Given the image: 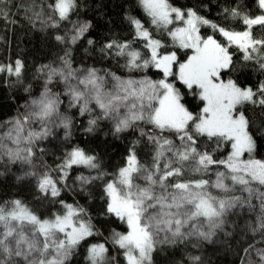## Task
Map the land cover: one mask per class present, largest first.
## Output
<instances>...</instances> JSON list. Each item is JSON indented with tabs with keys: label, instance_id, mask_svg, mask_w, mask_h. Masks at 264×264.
<instances>
[{
	"label": "snow or ice",
	"instance_id": "obj_1",
	"mask_svg": "<svg viewBox=\"0 0 264 264\" xmlns=\"http://www.w3.org/2000/svg\"><path fill=\"white\" fill-rule=\"evenodd\" d=\"M138 2L152 26L166 29L181 48L193 49V55L179 63L178 72L174 71L176 53L162 55L161 41L153 38L141 20L129 16L133 38L112 39L99 49L102 59H123L121 67L130 74L127 77L109 69L73 68L69 47L58 58L60 66L45 64L37 69L46 77L44 90L23 106L24 113L0 124V127H8V131L0 135V159L7 156L9 163L28 165L30 170L17 180L34 178L41 198L51 197V203H59L65 211L43 217L18 199L0 205V264H68L89 237L102 235L91 219H84L85 209L58 199L63 190L60 185L67 187L69 171L74 167L89 170L88 175L76 176L82 189L94 181H104L107 174L101 170L98 157L79 146H70L51 167L44 162L47 149L40 147L39 167L44 170L38 171L34 163L38 142L52 136L54 128L64 129L65 141L71 138L74 118L60 111L62 95L69 97L68 108H78L80 116L92 115L99 109L88 120L84 132L92 133L100 120H109L114 136L128 131L138 134L130 142L124 164L115 178L103 184L105 209L102 215L114 216L126 224L127 231H113L104 242L88 244V264H114L115 257L108 256L106 247L109 241L123 250L127 264H154L153 254L162 245L175 246L190 237L211 241L217 230H223L225 217L233 209L255 207L253 198L259 201L261 212L257 224H250L249 228L264 235V161L241 159L245 152L252 153L256 145L248 132L249 122L244 113L233 115L236 106L244 102L264 106V82L255 91L251 87L242 88L232 80L217 83L221 70L232 63L228 48L213 36L203 39L198 34L199 24L211 25L229 44L238 46L246 60L253 59L252 53H264V37L256 38L253 31L254 26L264 29V0H255L259 15L244 13L239 6L224 9L226 17L242 20L246 26L243 31H230L199 16L192 8L182 10L173 6L169 0ZM0 4H4V0H0ZM45 7L46 14L43 9L36 12L34 8H25L24 11L25 14L31 11L41 19L45 28H58L62 21L71 22L70 39L67 33L56 35L57 42L75 45L91 26L88 22L70 21V13L77 8L76 0H51ZM174 19L185 27L169 29ZM138 40L144 42L143 47L150 55L133 47ZM87 43L93 45L94 41L89 39ZM259 64L264 69V56L259 58ZM149 67L161 72L163 78L136 79L131 75ZM23 68V62L17 59L14 63L0 65V73L7 72L19 82ZM169 77L189 89L196 86L201 90L200 97L206 101L202 114L194 117L185 108L179 89L169 82ZM54 81L64 86L62 93L52 90L50 85ZM33 123L39 124V130L32 127ZM173 136L175 139L171 138ZM200 136H206L209 141L215 139L217 148L221 141L227 140L231 142L232 151L226 159H214L215 149L213 152L207 147L201 150ZM6 140L15 147H9ZM142 143L151 146L149 162L139 159L137 149ZM211 165H223L228 171H217L214 182L189 176V173H207ZM92 171L96 175H91ZM186 176L189 178L185 179ZM226 179L231 181L230 185L225 183ZM211 189L225 195L214 194ZM204 224L207 231L203 230ZM243 251L246 258L242 259V264H264V248L249 244ZM192 259L199 261L200 257Z\"/></svg>",
	"mask_w": 264,
	"mask_h": 264
},
{
	"label": "trees",
	"instance_id": "obj_2",
	"mask_svg": "<svg viewBox=\"0 0 264 264\" xmlns=\"http://www.w3.org/2000/svg\"><path fill=\"white\" fill-rule=\"evenodd\" d=\"M51 0H4L0 4L3 8V14H0V65H8L20 59L24 68L22 70L19 82L17 77L9 76L7 72L0 73V124L15 117L18 113H24V105L31 96H39L42 91L43 74L37 71L42 65L52 64L54 67L60 66L59 57L64 54L65 48L72 49V66L76 69H86L95 67L97 69H109L117 75L127 77L130 75L121 67L124 63L120 58H101L100 47L107 41L115 39L118 41L131 40L134 29L129 23L128 17H135L145 25L152 33L154 39L161 41L163 47L159 50L162 54L175 52L177 63L173 70L176 71L180 62L185 61L190 56V51L178 49L169 37L165 29H157L149 23V18L141 10L137 0H76L77 8L70 13L72 22H88L89 30L81 37L75 45L62 44L55 40L56 35L65 36L70 39L73 34L71 29L73 24L69 21L60 22L58 28H45L31 11L25 14V8H34L36 12L44 10ZM169 2L182 10L192 8L199 16L225 27L230 31H243L245 25L240 18L226 17L225 8L240 7L242 12L250 15H259L255 0H169ZM6 5V6H5ZM28 17H31L29 20ZM198 34L206 39L213 36L218 43L228 48L232 63L229 68L221 71V80L234 81L242 88L251 87L254 91L264 82V69L260 68L259 58L264 53H252L253 59L246 60L245 53L236 46L229 44L227 40L214 31L211 25H198ZM256 38L264 37V29L259 26L253 28ZM92 39L93 45H88L87 41ZM143 41H136L133 45L141 51L142 54L149 55L148 50L143 47ZM133 78L149 77L158 80L163 74L154 67L143 69L139 72L131 73ZM180 91L181 103L186 109L198 116L203 109V101L199 99L195 92V87L188 90L183 84L173 77H169ZM29 89V91H25ZM54 92L61 93L63 89L58 85L52 87ZM66 98L61 96L62 104L60 111L74 118L71 138L64 140V129L54 128L53 135L47 140L38 142L36 149V158L34 163L40 168L39 148L47 149V155L44 156V162L54 167L66 149L70 146H79L86 152L98 157L101 164V170L107 175L104 181H110L115 177L116 170L123 165L124 158L130 142L137 137V133L128 131L121 133L118 137L112 133L113 124L109 120H100L95 131L92 133L84 132L88 126V120L99 112L95 109L92 115H78V110H68ZM259 98V96L255 97ZM256 103L245 102L236 107L238 113L243 112L248 120V132L255 142V149L252 152L254 159L264 161V106L255 110ZM191 123V122H190ZM8 131V127H0V135ZM175 139V137H171ZM201 150L207 147L209 152H213L214 159H226L230 150V142L223 140L217 148L215 139L209 141L206 136L198 137ZM9 147V141H5ZM179 143V141H176ZM138 156L142 162L151 160V146L142 143L138 149ZM30 168L20 162L9 163L8 157L0 159V205L6 201L20 200L22 204L36 211L43 217H49L52 213H62L64 208L59 203H51V197L42 199V194L36 189L34 178H25L17 180V177L23 176L24 172ZM226 172L223 165H211L207 173L192 174L189 176L199 179H208L210 182L216 180V172ZM83 173L89 174V170L84 167H74L69 171L66 181L67 187L60 185L63 189L61 196L67 204L74 207L79 205L85 209V220L91 219L95 228L102 233L100 236L89 237L87 243H83L71 258L68 264H88L86 260L87 245L90 243L104 242L113 231L126 232V224L119 221L114 216L102 215L105 209V199L103 193L104 181L97 180L83 189L76 176ZM55 176L56 174L53 173ZM91 175H96L95 171ZM189 176L184 177L188 179ZM227 184V181H226ZM256 186V185H254ZM258 187V186H257ZM214 194L224 196L225 193L216 189H211ZM246 195V194H245ZM254 208L245 206L236 208L235 212H230L226 217V223L223 230H217L211 241H197L195 237H190L184 243L175 246L162 245L158 251L153 254L154 264H242V259L246 258L243 249L249 244L255 248H264V235L260 232H252L249 225L257 224V216L261 212L259 201L253 198ZM196 223H199L198 221ZM203 230L207 231V225L204 224ZM230 233V235H226ZM198 243L199 246H194ZM109 249L108 256L115 257L114 264H125L123 250L113 245L110 241L106 243ZM193 257H200L199 261H194ZM253 259L255 255L253 253Z\"/></svg>",
	"mask_w": 264,
	"mask_h": 264
},
{
	"label": "rangeland",
	"instance_id": "obj_3",
	"mask_svg": "<svg viewBox=\"0 0 264 264\" xmlns=\"http://www.w3.org/2000/svg\"><path fill=\"white\" fill-rule=\"evenodd\" d=\"M138 1V0H137ZM140 8H141V6H140ZM141 10L143 11V9L141 8ZM144 12V11H143ZM180 27H185V25L181 22V21H177V20H173V23L172 24H170V25H168V28L169 29H176V28H180ZM166 30V29H165ZM167 31V30H166ZM222 36V35H221ZM169 37H170V39L172 40V42H174V44H175V46L179 49H182V50H188V51H190L191 53H190V56L191 55H193V49H190V48H181L180 46H179V42L178 41H174L173 39H172V37L169 35ZM223 37V36H222ZM224 38V37H223ZM224 40H226V38H224ZM232 45V44H231ZM234 46H236V45H234ZM239 50H241L238 46H236ZM242 51V50H241ZM243 52V51H242ZM148 54L150 55V53L148 52ZM162 54V53H161ZM163 55V54H162ZM187 61V59L185 60V61H183V62H186ZM183 62H180V63H183ZM178 70H179V66L177 67V69H176V71L178 72ZM222 70H225V69H222ZM221 70V71H222ZM142 71V70H141ZM102 74V73H101ZM162 74V73H161ZM141 78V77H140ZM161 78H163V75H162V77ZM160 78V79H161ZM45 79H46V77L43 75V85H42V87H44V82H45ZM137 79H139V78H137ZM217 83H219V82H227V81H222L221 80V78H220V80H218V81H216ZM180 83V82H179ZM182 84V83H181ZM54 85H58L59 86V88H61V89H63V91H64V86L62 85V84H59L58 82H56V81H54V83H53V85H50V87H53ZM185 86V85H184ZM186 88H187V86H185ZM193 87H195V92H196V94H197V96L199 97V99L201 100V101H203L202 99H201V97H200V89L199 88H197L196 86H193ZM188 90H190L189 88H187ZM44 89H42V91H43ZM41 91V92H42ZM62 91V92H63ZM35 96H31V98H29L28 100H27V102H30V100L32 99V98H34ZM36 97H38V96H36ZM66 101H67V103H65V105H67V107H68V104H69V97L68 98H66ZM205 103H206V101H203V107L205 106ZM245 103V102H244ZM238 106V105H237ZM236 106V107H237ZM90 107H95L94 105H90ZM186 108V107H185ZM25 109V108H24ZM75 109H77L78 110V115H79V109L78 108H71V109H69L68 108V110H75ZM99 110V109H98ZM22 114V113H21ZM200 114H202V110H201V113ZM239 113L236 111V110H234V112H233V115L235 116V115H238ZM80 116V115H79ZM32 127L33 128H35L36 130H39V124L38 123H33L32 124ZM9 145L10 146H12V144H11V142L9 141ZM230 146H231V142H230ZM232 151V149L230 150V152ZM229 152V153H230ZM229 155V154H228ZM241 159L242 160H246V159H254V157L252 156V153H247V152H245L242 156H241ZM124 164V163H123ZM123 165H121L120 167H122ZM119 167V168H120ZM118 168V169H119ZM118 169L116 170V172L115 173H117V171H118ZM228 171V170H227ZM227 171L225 172V173H227ZM115 178V177H114ZM113 178V179H114ZM113 179H111V180H113ZM110 180V181H111ZM226 181H227V184H231V181L230 180H225V183H226ZM64 211H65V209H64ZM259 215H260V213H259ZM258 217V216H257ZM0 230H2V228H0ZM125 258V257H124ZM125 264H127V262H126V260H125Z\"/></svg>",
	"mask_w": 264,
	"mask_h": 264
},
{
	"label": "bare ground",
	"instance_id": "obj_4",
	"mask_svg": "<svg viewBox=\"0 0 264 264\" xmlns=\"http://www.w3.org/2000/svg\"><path fill=\"white\" fill-rule=\"evenodd\" d=\"M42 89H44V87H42ZM62 93V92H61ZM64 95H62V97H63ZM257 100L259 99V98H256ZM263 106H261V105H259L258 103H256V107L254 108L255 110H259L260 108H262ZM236 210H232V212H235Z\"/></svg>",
	"mask_w": 264,
	"mask_h": 264
}]
</instances>
